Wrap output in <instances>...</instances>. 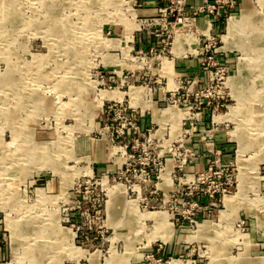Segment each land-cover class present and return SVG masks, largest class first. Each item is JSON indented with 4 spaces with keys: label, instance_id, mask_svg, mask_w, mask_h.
<instances>
[{
    "label": "rangeland",
    "instance_id": "1",
    "mask_svg": "<svg viewBox=\"0 0 264 264\" xmlns=\"http://www.w3.org/2000/svg\"><path fill=\"white\" fill-rule=\"evenodd\" d=\"M153 1L0 0V264H264V0Z\"/></svg>",
    "mask_w": 264,
    "mask_h": 264
},
{
    "label": "bare ground",
    "instance_id": "2",
    "mask_svg": "<svg viewBox=\"0 0 264 264\" xmlns=\"http://www.w3.org/2000/svg\"><path fill=\"white\" fill-rule=\"evenodd\" d=\"M128 3V2H127ZM241 21V18H231V19H228V22H227V26H226V29H225V33L222 35V41H223V45L221 46V48L223 47H227L233 37V34H234V31L235 29L238 28V25L241 24L240 23ZM243 21V19H242ZM126 24V23H125ZM130 27V26H129ZM61 28V27H60ZM177 40V39H176ZM186 40H188V38H186ZM189 42V40H188ZM113 46V44H112ZM254 48V47H253ZM252 48V49H253ZM232 79V78H231ZM239 85V84H238ZM236 89V88H235ZM135 91V92H134ZM138 91H140L138 88L137 89H133V92L138 94ZM107 92V91H106ZM108 93H103V96L104 98L107 97L109 95H107ZM157 216L158 218L157 219V223L161 226H164V222H165V216H163L162 214H158V213H151L149 214L148 216ZM201 228V227H200ZM14 235V234H13ZM170 264H178V261L177 260H172Z\"/></svg>",
    "mask_w": 264,
    "mask_h": 264
},
{
    "label": "crops",
    "instance_id": "3",
    "mask_svg": "<svg viewBox=\"0 0 264 264\" xmlns=\"http://www.w3.org/2000/svg\"><path fill=\"white\" fill-rule=\"evenodd\" d=\"M146 1V5L149 7L148 9H142V10H139V11H147V12H149V13H153L154 11H155V3H154V1L153 0H145ZM226 24H227V21H226ZM222 26V24L219 22L218 24H216V27L213 29L214 31H216L217 33H218V30L220 29L221 31H222V29L220 28ZM177 39V40H176ZM175 39V41H174V44H173V46H172V51H173V53L174 54H182V53H184L185 51H187L186 50V48L188 47L189 48V45H188V40H186V39H181V36H178L177 38ZM118 41V43H119V41H120V43L123 45V46H125V42H123L122 40H117ZM220 41H222V35H220ZM140 40L139 39H137L136 41H135V39H131L130 40V43H131V47H133V46H135V44L137 43V46H140ZM223 42V41H222ZM121 46V45H120ZM118 47V46H117ZM123 50H124V47H121ZM120 95H122L121 93H120ZM119 95V96H120Z\"/></svg>",
    "mask_w": 264,
    "mask_h": 264
},
{
    "label": "built area",
    "instance_id": "4",
    "mask_svg": "<svg viewBox=\"0 0 264 264\" xmlns=\"http://www.w3.org/2000/svg\"><path fill=\"white\" fill-rule=\"evenodd\" d=\"M213 10H211L210 12H212ZM221 17V18H220ZM220 19H223L222 18V15L220 14V15H213V17H212V19H203L202 20V31H201V35H203L204 37H205V39L207 40V41H209L210 39H212V37L209 35V30H210V27H211V24H212V22H216V21H218V20H220ZM179 20V19H178ZM218 42H214V45H212L211 47H208V51L209 52H212V51H215V49H216V44H217Z\"/></svg>",
    "mask_w": 264,
    "mask_h": 264
}]
</instances>
